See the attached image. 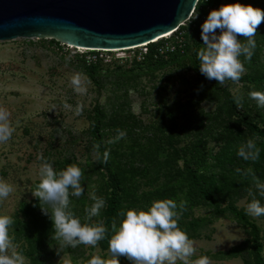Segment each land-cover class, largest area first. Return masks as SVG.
Masks as SVG:
<instances>
[{"label":"rangeland","instance_id":"374dc122","mask_svg":"<svg viewBox=\"0 0 264 264\" xmlns=\"http://www.w3.org/2000/svg\"><path fill=\"white\" fill-rule=\"evenodd\" d=\"M198 2L192 16L180 23L174 34L153 46L166 44L171 51L152 60L144 56L141 47L81 54L54 38L0 41V106L10 112L15 129L8 142L0 144V179L13 187L9 198L0 203V215L13 217L9 235L25 264H87L94 255L113 258L101 241L96 247H68L57 255L50 214H43L39 200L32 195L40 179V155L56 171L70 164L82 170L84 192L80 197L70 196L71 210L82 223L87 222L85 209L94 203L93 194L106 201L115 192L121 198V210L147 209L155 200L183 201L186 208L177 218L178 226L197 249L190 261L207 256L211 264H252L248 228L229 213L218 216L198 201L185 166L195 169V151L215 153L227 139L241 145L251 138L245 120L264 128V109L248 95L264 92V86L240 81L221 85L208 80L199 71L197 56L204 47L201 25L207 18L205 10L231 3L264 10V0ZM255 39L260 46L257 58L251 62L240 57L245 67L242 77L264 73V23ZM69 55L72 59L66 62ZM76 73L87 77L85 94L76 93L70 84ZM225 93L233 99L239 96L242 108ZM64 103L71 107L64 109ZM79 103L84 108L78 116L75 109ZM97 111L103 115L99 130L109 152L107 167L100 162V150L94 149L91 123ZM117 129L126 136L109 144ZM237 177L246 178L239 173ZM106 204L92 223L103 221ZM233 204L246 212L249 203L242 197L235 198ZM227 205L223 201L221 207ZM248 217L259 229L264 250V220ZM120 260L132 264L126 257Z\"/></svg>","mask_w":264,"mask_h":264},{"label":"clouds","instance_id":"9594fccd","mask_svg":"<svg viewBox=\"0 0 264 264\" xmlns=\"http://www.w3.org/2000/svg\"><path fill=\"white\" fill-rule=\"evenodd\" d=\"M264 23V10L242 3L222 5L212 10L201 25V39L204 47L197 52L199 71L208 80H215L223 85L226 81L239 83L245 67L240 57L251 60L256 48L255 36L258 27ZM240 37L246 41L242 42ZM171 50V49H169ZM161 53L164 49L160 50ZM66 62L72 59L69 55ZM94 59V58H90ZM87 77L76 73L70 78V84L78 94H85ZM249 98L264 109V92L251 91ZM237 107L242 108V100L235 96ZM71 106L63 104L64 109ZM84 105L79 103L75 109L76 115L83 113ZM10 112L0 106V144L7 143L15 129L10 123ZM117 135L108 141L116 143L126 136V132L116 130ZM95 144L94 149L99 150ZM237 156L244 161L255 162L260 157V149L254 139H248L237 149ZM42 163L39 167V182L32 190V195L39 200V206L44 215L50 214L54 233L52 240L58 242L57 255L68 247L78 245L96 247L107 237L108 229L103 221L92 223L94 217L100 215L106 201L94 194V203L85 209L87 222L82 223L71 210L70 196L80 197L84 189L81 185L82 170L75 164L56 171L47 159L40 155ZM109 152L103 153V162L107 163ZM236 172L243 176H251L256 189L250 188L248 195L252 197L246 207V213L252 217L264 216V205L256 198L257 194L264 197V182H261L251 168ZM13 187L0 179V203L9 198ZM186 203L179 204L173 199L155 200L147 209H122L119 224L114 218L111 223V238L108 240V251L113 257L105 260L93 256L87 264H120L118 257H126L132 264H211L209 257L201 256L191 260L196 253L194 241L178 226V216L185 210ZM14 219L8 215H0V264H25L24 256L17 251L18 245L9 235V227Z\"/></svg>","mask_w":264,"mask_h":264},{"label":"water","instance_id":"95a60500","mask_svg":"<svg viewBox=\"0 0 264 264\" xmlns=\"http://www.w3.org/2000/svg\"><path fill=\"white\" fill-rule=\"evenodd\" d=\"M199 0H0V41L54 38L86 49H125L173 33Z\"/></svg>","mask_w":264,"mask_h":264},{"label":"trees","instance_id":"16d2710c","mask_svg":"<svg viewBox=\"0 0 264 264\" xmlns=\"http://www.w3.org/2000/svg\"><path fill=\"white\" fill-rule=\"evenodd\" d=\"M198 6L199 2L196 7ZM210 12L211 11L205 10L204 13L208 16ZM153 46V44H149L148 54L146 56L148 60H152ZM259 49L260 46L256 40V48L251 58V62L257 58ZM240 82L264 86V73L258 72L253 76H243L241 77ZM225 95L229 101L233 102L234 99L228 93H225ZM102 118V113L97 111L91 124L94 135V144L100 145V162L102 165L107 167L108 162H103V153L105 152V148L102 144L99 130ZM245 125L252 133L251 139L255 140L257 147L260 149V157L257 161H244L242 158L238 157L237 149L240 144L232 139H227L215 153L195 151L196 161L193 163L195 165V169L186 165L185 170L187 173L188 183L193 187L198 197V201L205 202L212 208L214 214L218 216L229 213L239 223L248 228L249 239L247 243L253 261L252 264H264V250L258 227L249 219L244 210H239L233 204V200L235 198L242 197H246L247 202L250 203L252 197L248 195V189L251 188L253 192L256 191L251 176H246L243 180H239L236 173V167L240 165L250 166L252 171L255 173V176L259 180H264V128H260L248 120H245ZM247 140L243 144H245ZM208 160H211V162H208ZM256 198L261 201L262 205H264V197H260L257 194ZM223 201H227L228 205L221 207ZM106 202L107 204L104 210L103 224L108 229V233L106 239L102 240L100 245L103 249L108 250V240L112 235L111 223L114 218L117 220L119 217V212L121 211V198L115 192H112L106 198ZM258 218L264 220V216H260ZM118 259L121 264L120 257H118Z\"/></svg>","mask_w":264,"mask_h":264},{"label":"built area","instance_id":"2783aa9c","mask_svg":"<svg viewBox=\"0 0 264 264\" xmlns=\"http://www.w3.org/2000/svg\"><path fill=\"white\" fill-rule=\"evenodd\" d=\"M198 3V2H197ZM196 7V6H195ZM194 12V11H193ZM191 16H192V14H191ZM176 30L177 29H175L174 30V32L173 33H171L168 37H164V38H162V39H160V40H163V39H167V38H169L172 34H174L175 32H176ZM159 40V41H160ZM158 43V41H152L151 43H149V44H153V45H156ZM149 44H145V45H143V46H141V48H143V53H144V56H147V54H148V47H149ZM69 47V46H68ZM136 49V48H135ZM161 49H164V52L163 53H161ZM169 49H171V46H169V45H166V44H162V45H157L154 49H153V51L155 50V52H153L152 53V57L153 58H157L159 55H163L164 53H168V52H170L171 50H169ZM80 52V51H79ZM90 52V51H89ZM81 54H83V52H80ZM88 61H92V59L90 60V58H88Z\"/></svg>","mask_w":264,"mask_h":264},{"label":"bare ground","instance_id":"6f19581e","mask_svg":"<svg viewBox=\"0 0 264 264\" xmlns=\"http://www.w3.org/2000/svg\"><path fill=\"white\" fill-rule=\"evenodd\" d=\"M174 32V30H173ZM172 33V32H171ZM171 33L167 34V35H163V36H160V37H157L155 39H153L152 41H159L160 39L164 38V37H168ZM146 43H143L141 45H137V46H133V47H130V48H125V49H115V50H103V51H109V52H117V51H126V50H132V49H135V48H139L143 45H145ZM69 47L71 48H74L80 52H84V51H89V50H99V49H86V48H82V47H76V46H73V45H69Z\"/></svg>","mask_w":264,"mask_h":264}]
</instances>
